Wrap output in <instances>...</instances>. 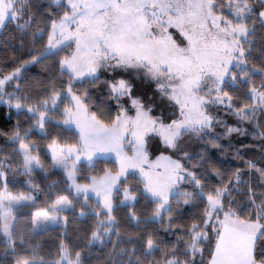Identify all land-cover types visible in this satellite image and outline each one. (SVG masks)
I'll use <instances>...</instances> for the list:
<instances>
[{"label": "snow or ice", "instance_id": "obj_1", "mask_svg": "<svg viewBox=\"0 0 264 264\" xmlns=\"http://www.w3.org/2000/svg\"><path fill=\"white\" fill-rule=\"evenodd\" d=\"M9 25L0 264H264V0H0Z\"/></svg>", "mask_w": 264, "mask_h": 264}, {"label": "trees", "instance_id": "obj_2", "mask_svg": "<svg viewBox=\"0 0 264 264\" xmlns=\"http://www.w3.org/2000/svg\"><path fill=\"white\" fill-rule=\"evenodd\" d=\"M44 3L47 2V0H43ZM14 36V30L13 28L11 27V25L8 26V28L6 29H0V40L3 39V37H9V39H12V37ZM15 42V41H13ZM2 51V50H0ZM33 72L35 71V69L32 70ZM143 87L147 88L148 86L147 85H143ZM229 119V122H233L234 121V118L233 117H228ZM217 131H219V129H217ZM239 139L241 142L243 143H250L251 141L250 140H245L243 137H237L235 134H233V143L235 144L236 143V140ZM222 142H225V141H222ZM218 155V154H217ZM221 159L225 162V163H228L230 164L233 157L230 155V154H226L224 157H221ZM103 163H111V160H100L97 162V166H102ZM77 224H79L80 222L77 221L76 222ZM72 225H70V228H69V231H72ZM49 236H52L54 237L55 236V231H52L51 233H49L48 235L42 237V241L44 242V251H48L50 248H52V241L49 239Z\"/></svg>", "mask_w": 264, "mask_h": 264}]
</instances>
